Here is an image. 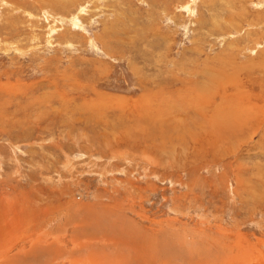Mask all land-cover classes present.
Here are the masks:
<instances>
[{
	"label": "rangeland",
	"instance_id": "rangeland-1",
	"mask_svg": "<svg viewBox=\"0 0 264 264\" xmlns=\"http://www.w3.org/2000/svg\"><path fill=\"white\" fill-rule=\"evenodd\" d=\"M0 264H264V0H0Z\"/></svg>",
	"mask_w": 264,
	"mask_h": 264
},
{
	"label": "bare ground",
	"instance_id": "bare-ground-1",
	"mask_svg": "<svg viewBox=\"0 0 264 264\" xmlns=\"http://www.w3.org/2000/svg\"><path fill=\"white\" fill-rule=\"evenodd\" d=\"M73 20V19H72ZM74 21V20H73ZM76 22V21H75ZM78 22V21H77ZM82 28V27H81Z\"/></svg>",
	"mask_w": 264,
	"mask_h": 264
}]
</instances>
